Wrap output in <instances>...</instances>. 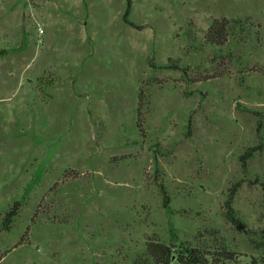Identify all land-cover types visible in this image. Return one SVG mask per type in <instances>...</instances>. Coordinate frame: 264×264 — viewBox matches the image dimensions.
Wrapping results in <instances>:
<instances>
[{"label":"rangeland","instance_id":"374dc122","mask_svg":"<svg viewBox=\"0 0 264 264\" xmlns=\"http://www.w3.org/2000/svg\"><path fill=\"white\" fill-rule=\"evenodd\" d=\"M127 8L0 0V264H154L150 240L264 264V0ZM222 17L254 26L208 45Z\"/></svg>","mask_w":264,"mask_h":264},{"label":"trees","instance_id":"16d2710c","mask_svg":"<svg viewBox=\"0 0 264 264\" xmlns=\"http://www.w3.org/2000/svg\"><path fill=\"white\" fill-rule=\"evenodd\" d=\"M132 7V0H128V8L125 14V21L132 26H136L129 21V15ZM254 26L251 22V18L239 19V18H216L209 26L205 33V42L209 45L223 46L226 45L230 38L237 33H243L248 29V26ZM0 51V54H3ZM180 69L179 66H175ZM142 100L139 106V126L142 119ZM141 119V121H140ZM263 128V122L260 120L258 123V133H261ZM191 125L186 137L191 135ZM263 150V144L248 149L240 157L242 169L247 171L249 160L252 159L258 151ZM244 181L241 180L235 183L229 190L228 199L225 201L226 217L236 227L238 231L243 230V224L241 218L237 214V210L234 206V201L237 193ZM263 190H264V183ZM160 190L163 195V202L166 209L170 208L171 197L169 196L165 186L160 183ZM21 206V201H16L11 210L5 216V228L10 229L14 218L18 216ZM147 255L151 257L154 264H237L238 253L222 247L215 251L201 250L196 247H188L184 245L165 243L158 240H150L147 242Z\"/></svg>","mask_w":264,"mask_h":264},{"label":"built area","instance_id":"2783aa9c","mask_svg":"<svg viewBox=\"0 0 264 264\" xmlns=\"http://www.w3.org/2000/svg\"><path fill=\"white\" fill-rule=\"evenodd\" d=\"M40 31H41V33H43V32H44V30H43L42 28H41V30H40Z\"/></svg>","mask_w":264,"mask_h":264}]
</instances>
